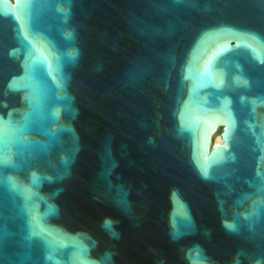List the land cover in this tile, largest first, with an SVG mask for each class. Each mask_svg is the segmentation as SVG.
<instances>
[{
    "label": "water",
    "instance_id": "water-1",
    "mask_svg": "<svg viewBox=\"0 0 264 264\" xmlns=\"http://www.w3.org/2000/svg\"><path fill=\"white\" fill-rule=\"evenodd\" d=\"M0 264H264V0H0Z\"/></svg>",
    "mask_w": 264,
    "mask_h": 264
},
{
    "label": "bare ground",
    "instance_id": "bare-ground-1",
    "mask_svg": "<svg viewBox=\"0 0 264 264\" xmlns=\"http://www.w3.org/2000/svg\"><path fill=\"white\" fill-rule=\"evenodd\" d=\"M216 132H217V130H213V133L211 136L212 141L214 140V142L212 143V146H215V147H216V145H223V141L221 139V136L219 135L216 137V135H215ZM214 137H216V138L214 139Z\"/></svg>",
    "mask_w": 264,
    "mask_h": 264
},
{
    "label": "snow or ice",
    "instance_id": "snow-or-ice-1",
    "mask_svg": "<svg viewBox=\"0 0 264 264\" xmlns=\"http://www.w3.org/2000/svg\"><path fill=\"white\" fill-rule=\"evenodd\" d=\"M105 226L110 228V226H111L110 222H106ZM226 227L229 228L230 230H234L236 226L235 225H226Z\"/></svg>",
    "mask_w": 264,
    "mask_h": 264
},
{
    "label": "rangeland",
    "instance_id": "rangeland-1",
    "mask_svg": "<svg viewBox=\"0 0 264 264\" xmlns=\"http://www.w3.org/2000/svg\"><path fill=\"white\" fill-rule=\"evenodd\" d=\"M220 133H221V132H220L219 130H217V132H216V134H215V135H216V137H217V136H219V135H220ZM216 137H214V139H215ZM213 142H214V140H213Z\"/></svg>",
    "mask_w": 264,
    "mask_h": 264
}]
</instances>
